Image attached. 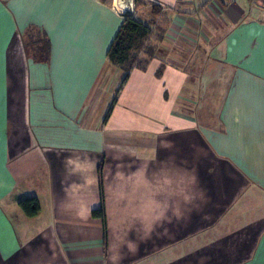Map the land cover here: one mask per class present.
<instances>
[{"label": "crops", "instance_id": "0c3cea01", "mask_svg": "<svg viewBox=\"0 0 264 264\" xmlns=\"http://www.w3.org/2000/svg\"><path fill=\"white\" fill-rule=\"evenodd\" d=\"M139 1L110 98L116 6L0 0V264H264V8Z\"/></svg>", "mask_w": 264, "mask_h": 264}, {"label": "trees", "instance_id": "16d2710c", "mask_svg": "<svg viewBox=\"0 0 264 264\" xmlns=\"http://www.w3.org/2000/svg\"><path fill=\"white\" fill-rule=\"evenodd\" d=\"M102 1L104 3H110L108 0ZM122 15V23L107 51L106 57L109 63H113L122 67L126 65V72L124 75L125 77L133 67L145 63V60L152 55L153 48L151 49V53H148V57L143 61L133 63L130 60L131 51L136 47L138 42L144 40L149 35L151 29L149 24L143 23L142 21L134 18L130 13H122ZM18 203L24 210V213L28 216H34L39 211L38 201L34 197L21 199L18 201ZM94 213L99 214L102 212L100 210L95 211Z\"/></svg>", "mask_w": 264, "mask_h": 264}, {"label": "rangeland", "instance_id": "374dc122", "mask_svg": "<svg viewBox=\"0 0 264 264\" xmlns=\"http://www.w3.org/2000/svg\"><path fill=\"white\" fill-rule=\"evenodd\" d=\"M110 3H112L121 13H130L133 12V9H136L140 7L141 3L139 0H108ZM261 3H260V2ZM259 4L264 8V3H262L261 0H259ZM151 9L154 11V13L159 16L162 14V10L159 8L151 7ZM151 31L149 35L142 41L138 42L136 47L131 51L130 53V60L133 63H138L139 61H143L148 57V53H151V49L153 48L152 41L153 38H156L155 34V26L150 24ZM35 38V35L33 36ZM41 41V40H40ZM43 44V40L41 41ZM44 48V44H43ZM153 53V52H152ZM125 67L118 66L113 63H109L106 72L102 78V81L100 82L102 91L109 93L110 98L115 96L117 93L118 88L120 87V84L122 82V79L125 75Z\"/></svg>", "mask_w": 264, "mask_h": 264}, {"label": "built area", "instance_id": "2783aa9c", "mask_svg": "<svg viewBox=\"0 0 264 264\" xmlns=\"http://www.w3.org/2000/svg\"><path fill=\"white\" fill-rule=\"evenodd\" d=\"M262 2L264 3V0H262Z\"/></svg>", "mask_w": 264, "mask_h": 264}]
</instances>
